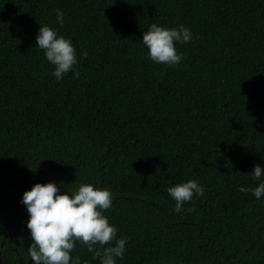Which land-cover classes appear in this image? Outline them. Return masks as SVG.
Here are the masks:
<instances>
[{
	"label": "trees",
	"instance_id": "obj_1",
	"mask_svg": "<svg viewBox=\"0 0 264 264\" xmlns=\"http://www.w3.org/2000/svg\"><path fill=\"white\" fill-rule=\"evenodd\" d=\"M153 23L192 31L178 65L148 59ZM39 24L72 41L79 78L51 75ZM261 163L264 0H0V264H29L20 201L48 182L110 190L116 264H264V196L239 191ZM188 180L204 194L177 213L166 190Z\"/></svg>",
	"mask_w": 264,
	"mask_h": 264
},
{
	"label": "clouds",
	"instance_id": "obj_2",
	"mask_svg": "<svg viewBox=\"0 0 264 264\" xmlns=\"http://www.w3.org/2000/svg\"><path fill=\"white\" fill-rule=\"evenodd\" d=\"M63 17L64 13L56 10L58 24H63ZM192 38V31L183 24L165 28L153 23L142 32L140 43L147 49L148 59L153 63L176 66L183 57L175 45L188 43ZM35 46L53 66L51 75L56 80L63 79L69 72L79 78L72 41L59 35L55 28L40 25ZM87 54L83 51L81 56ZM250 175L257 181L256 186H240L239 191H250L259 200L264 196V163L254 165ZM166 191L175 201L174 211L177 213L194 195L204 194V188L197 180L173 185ZM112 201L109 189L86 183H81L75 191L63 192L56 182L35 183L30 190L24 191L20 203L28 214L26 227L32 240L28 248L32 264H80L78 256L70 255L78 244L86 247L94 259L99 258L100 264H116L124 255L127 238H117V228L103 214L112 206ZM112 241H115L114 245ZM106 244L110 246L105 247Z\"/></svg>",
	"mask_w": 264,
	"mask_h": 264
},
{
	"label": "water",
	"instance_id": "obj_3",
	"mask_svg": "<svg viewBox=\"0 0 264 264\" xmlns=\"http://www.w3.org/2000/svg\"><path fill=\"white\" fill-rule=\"evenodd\" d=\"M31 262H32V261L30 260V261H29V264H30Z\"/></svg>",
	"mask_w": 264,
	"mask_h": 264
}]
</instances>
